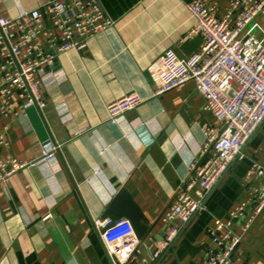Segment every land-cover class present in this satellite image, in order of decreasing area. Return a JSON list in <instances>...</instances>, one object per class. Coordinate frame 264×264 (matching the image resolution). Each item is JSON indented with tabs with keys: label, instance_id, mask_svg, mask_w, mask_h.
I'll return each mask as SVG.
<instances>
[{
	"label": "crops",
	"instance_id": "crops-1",
	"mask_svg": "<svg viewBox=\"0 0 264 264\" xmlns=\"http://www.w3.org/2000/svg\"><path fill=\"white\" fill-rule=\"evenodd\" d=\"M48 1L0 0V17L16 18ZM98 1L114 26L90 37L86 49L58 57L46 77L42 108L0 119V131L9 127L10 143L0 147V157L27 164L0 190V264H111L93 221L101 220L122 187L141 206L148 226L134 264H204L206 246L214 248L207 236L214 219L229 221L258 187L246 176L253 163L264 162V122L174 247L153 262L164 241L161 218L206 144L203 129L219 128L192 81L154 95L161 57L172 49L187 59L202 39L188 35L196 25L187 8L191 0ZM208 6L220 18L230 1L208 0ZM260 26L264 30L259 19L249 33ZM130 94L139 95L140 106L109 122L107 105ZM47 142L58 149L43 161ZM231 221L240 233L243 221ZM233 255L230 264H264V211Z\"/></svg>",
	"mask_w": 264,
	"mask_h": 264
},
{
	"label": "built area",
	"instance_id": "built-area-1",
	"mask_svg": "<svg viewBox=\"0 0 264 264\" xmlns=\"http://www.w3.org/2000/svg\"><path fill=\"white\" fill-rule=\"evenodd\" d=\"M229 1L220 18L208 0L188 2L196 20L188 35L199 36L202 46L187 59L179 58L172 49L161 57L154 95L192 81L204 100L203 110L213 114L219 128L203 129L206 144L161 218L164 241L151 255L153 262L202 209L206 195L240 158L243 147L264 122V30L260 26L256 33H249L255 21L264 22V0ZM112 26L114 21L98 0H49L16 18L0 17V119L12 121L30 107L42 108L46 77L58 57L70 50L86 49L90 37ZM141 103L138 94H130L108 104L109 122L116 123ZM8 133L9 127L4 126L0 147L9 146ZM57 149L51 142L44 144L41 160L50 161ZM26 167L13 157H0V190ZM249 170L246 180H256L258 187L250 191L245 204L230 212L229 221L214 219L207 231L214 248L206 246L204 264H230L243 235L264 211V162L253 163ZM196 190L198 196L194 197ZM174 219L181 224L173 223ZM231 220L243 221L240 233L235 232ZM110 224L109 219L93 221L111 264H134L142 240L137 239L127 220Z\"/></svg>",
	"mask_w": 264,
	"mask_h": 264
},
{
	"label": "water",
	"instance_id": "water-1",
	"mask_svg": "<svg viewBox=\"0 0 264 264\" xmlns=\"http://www.w3.org/2000/svg\"><path fill=\"white\" fill-rule=\"evenodd\" d=\"M104 219H109L111 221L109 227L113 226V223L117 220H127L131 224L139 240L144 238L148 232V226L143 222L145 220V215L141 206H138L132 194L125 187H122L106 206L101 216V220ZM174 243L169 249L174 247Z\"/></svg>",
	"mask_w": 264,
	"mask_h": 264
}]
</instances>
